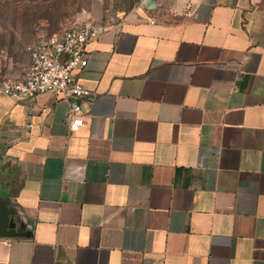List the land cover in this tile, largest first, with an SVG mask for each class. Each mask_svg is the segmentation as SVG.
Segmentation results:
<instances>
[{"label": "crops", "instance_id": "1", "mask_svg": "<svg viewBox=\"0 0 264 264\" xmlns=\"http://www.w3.org/2000/svg\"><path fill=\"white\" fill-rule=\"evenodd\" d=\"M94 23L78 130L73 99L2 91L28 53L0 75V264H264V0Z\"/></svg>", "mask_w": 264, "mask_h": 264}, {"label": "built area", "instance_id": "2", "mask_svg": "<svg viewBox=\"0 0 264 264\" xmlns=\"http://www.w3.org/2000/svg\"><path fill=\"white\" fill-rule=\"evenodd\" d=\"M100 33V26L86 20L38 37L27 46L28 66L18 78L3 82L2 91L16 99L45 92L73 99L67 117L69 128L78 130L86 122L81 102L92 96L78 73L88 67L87 45Z\"/></svg>", "mask_w": 264, "mask_h": 264}, {"label": "rangeland", "instance_id": "3", "mask_svg": "<svg viewBox=\"0 0 264 264\" xmlns=\"http://www.w3.org/2000/svg\"><path fill=\"white\" fill-rule=\"evenodd\" d=\"M139 0H0V75L25 63L27 46L77 22L117 21Z\"/></svg>", "mask_w": 264, "mask_h": 264}, {"label": "water", "instance_id": "4", "mask_svg": "<svg viewBox=\"0 0 264 264\" xmlns=\"http://www.w3.org/2000/svg\"><path fill=\"white\" fill-rule=\"evenodd\" d=\"M8 207L5 200L0 197V236L10 235V228L15 226L12 218H9Z\"/></svg>", "mask_w": 264, "mask_h": 264}]
</instances>
